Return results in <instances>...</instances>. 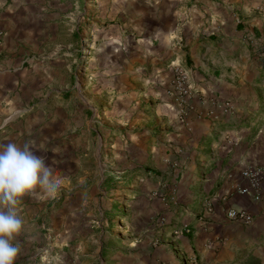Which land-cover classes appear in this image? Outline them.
Masks as SVG:
<instances>
[{
	"label": "crops",
	"instance_id": "1",
	"mask_svg": "<svg viewBox=\"0 0 264 264\" xmlns=\"http://www.w3.org/2000/svg\"><path fill=\"white\" fill-rule=\"evenodd\" d=\"M6 4L0 0V7ZM128 12L131 42L123 44L126 53L114 61L117 74L106 86L115 90L120 103L151 102L150 110H135L136 138L139 142L145 134L160 141L154 147L161 148L168 164L156 179L170 182L180 195L181 211L173 212V221L190 231L171 238L170 244L181 256L228 251L240 256L236 264H242L251 247L264 242V0H138ZM6 18L0 17V51L6 49L7 38L22 31ZM29 20L27 15L24 22ZM12 71L11 64L0 63V99L5 96L6 102L24 96L8 95L9 88L14 91ZM179 71L188 89L183 104L177 90ZM50 92L36 122L9 127V132L0 125V144L32 141L36 154L59 172L54 188L60 189L72 165V150L63 139L70 127L64 126L62 95ZM122 110L127 112L126 106ZM28 195L17 205L23 227L13 241L19 249L14 264H33L37 252L30 244L36 241L38 247L42 237L36 224L31 227L34 235L28 233ZM74 199L63 197L51 214L54 237L44 253L54 255V264H80L82 242L72 231L78 207ZM230 212L247 215L250 222L232 219ZM115 254L121 256L109 250L110 264L119 262ZM171 256L172 264H178Z\"/></svg>",
	"mask_w": 264,
	"mask_h": 264
},
{
	"label": "rangeland",
	"instance_id": "2",
	"mask_svg": "<svg viewBox=\"0 0 264 264\" xmlns=\"http://www.w3.org/2000/svg\"><path fill=\"white\" fill-rule=\"evenodd\" d=\"M137 1L7 0L0 7V17L7 15L12 22L8 25L22 29L6 39L0 63L11 64L13 70L14 91L9 88L8 95H24L20 100L0 99V125L9 132V127L36 122L46 93L55 89L50 94L62 95L64 126L70 127L63 135L72 150L69 180L54 188L52 197L38 198V203L36 196L28 195L32 211L25 218L28 233L34 235L31 227L36 224L42 235L38 247L36 241L30 244L37 252L32 254L33 264H54V255L44 253L54 237L51 214L70 195L78 202L72 231L82 242L80 264H110L109 250L121 252L120 257L115 254L117 264H156L155 258L163 260L159 264H172L171 253L178 264H236L240 257L201 248L202 252L181 256L170 244L171 238L190 231L180 230L173 221V212L181 211L180 195L170 182L156 179L161 178V166L168 164L161 148L154 147H160V141L145 134L139 142L136 138L135 110L146 109L151 102L120 103L115 90L106 86L117 74L114 61L126 53L123 44L131 42L133 20L128 10ZM251 248L242 264H264V242Z\"/></svg>",
	"mask_w": 264,
	"mask_h": 264
},
{
	"label": "clouds",
	"instance_id": "3",
	"mask_svg": "<svg viewBox=\"0 0 264 264\" xmlns=\"http://www.w3.org/2000/svg\"><path fill=\"white\" fill-rule=\"evenodd\" d=\"M58 179L32 141L0 144V264H14L19 251L13 243L23 227L17 205L26 194L52 197Z\"/></svg>",
	"mask_w": 264,
	"mask_h": 264
},
{
	"label": "built area",
	"instance_id": "4",
	"mask_svg": "<svg viewBox=\"0 0 264 264\" xmlns=\"http://www.w3.org/2000/svg\"><path fill=\"white\" fill-rule=\"evenodd\" d=\"M177 75H178L177 90L179 91L178 97H180L179 103L183 104L185 102L184 98H188V89L187 87H185L186 77L181 71H179ZM229 217L232 219H240L246 224L250 222V217L242 213L230 212Z\"/></svg>",
	"mask_w": 264,
	"mask_h": 264
}]
</instances>
